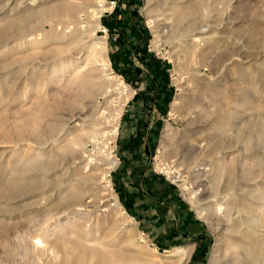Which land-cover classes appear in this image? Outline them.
Here are the masks:
<instances>
[{
	"label": "rangeland",
	"instance_id": "1",
	"mask_svg": "<svg viewBox=\"0 0 264 264\" xmlns=\"http://www.w3.org/2000/svg\"><path fill=\"white\" fill-rule=\"evenodd\" d=\"M126 2L0 0V26L24 19L36 37L0 44V126L12 131L40 100L60 103L46 106L40 125H31L34 137L0 132V180L15 175V162L67 149L50 173L37 175L56 185L0 201L13 209L0 212L8 225L0 237V264H248L247 231L264 243V0H204L198 8L200 0ZM69 4L79 8L68 16L44 13ZM124 5L132 6L130 13L118 10ZM201 36L208 38L197 40ZM95 43L102 48L98 60L85 67ZM133 60L152 71L143 73ZM82 78L92 81L89 93L78 85ZM158 81L166 88L165 105L152 116L150 143L141 158L134 150L125 161L122 140L137 121L130 102L138 88L148 91ZM224 114L229 121L215 128ZM214 159L223 168L218 188L231 181L217 196ZM108 160L115 161L110 170ZM135 160L168 181L199 220L203 234L195 249L165 248L143 213L133 212L128 191L139 188V175L127 170H135ZM103 170L109 171L106 189L99 180ZM80 182L82 199L55 213L54 203ZM50 243L59 246L57 256Z\"/></svg>",
	"mask_w": 264,
	"mask_h": 264
},
{
	"label": "bare ground",
	"instance_id": "2",
	"mask_svg": "<svg viewBox=\"0 0 264 264\" xmlns=\"http://www.w3.org/2000/svg\"><path fill=\"white\" fill-rule=\"evenodd\" d=\"M203 2H204V0H200V2L196 5V8L200 7ZM77 8H79V7H77V6L73 5V4L63 5V6L55 5V6H52V7H49V8H45L46 10L44 9L45 10L44 13H46L48 15H52V16H64V15L68 16L71 13H74L77 10ZM100 12L101 11H97V12H95L93 14V16H95V20L100 16ZM183 14H185V13H182L180 15V17L183 16ZM47 34L48 33H45V36H44L45 38L48 36ZM262 34H263L262 38L264 39V30H263ZM27 35L30 37V39H33V40L36 39V37H33V31L30 29V27H29V25L27 23V20L19 19L17 21H12V20L8 19L4 25L0 26V44L2 42L7 41L11 37H14V38H25V37H27ZM54 38H55V36H53L51 39H54ZM202 38H208V37L207 36L206 37H204V36L197 37V40L198 39H202ZM96 45H97V43H95V45H92L91 53L89 54V56L87 58V62L85 64V67L87 65H89V63L91 64L92 62H96L98 60V55H99L98 53H100L99 50L100 49L102 50V48L98 49V47H100V46L97 47ZM63 47H65V46H63ZM62 51L64 52L65 49L64 48H60L58 52H62ZM103 53H104V48H103V51H101V54H103ZM99 61H100V59H99ZM101 63H103L102 64L103 65V69L107 70L108 62H106L105 60L101 59ZM91 84H92L91 79L82 78L81 80L78 81V85L85 90V91H83V93H85V92L89 93L88 90H90L89 86H92ZM58 103L59 102H50L48 100H43V101L40 100L39 102H37L35 109L30 111V112H27L25 118L21 121L20 124L16 125L12 131L9 130V129H7L5 131L4 130L5 126L3 128L0 126V132H2L5 135V137H11V138H21L22 136L24 137L27 134H29V136L34 137L36 134L34 133V131H33L34 129L32 128L31 125H34V124L38 125L40 123L42 117L45 114L46 106H48L49 104L54 106V105H56ZM51 105L49 107H51ZM3 119L0 118V121L3 120ZM228 121H229V115H225L224 114L222 119H220V120L218 119V121H216V123H214V125H216L215 128L224 127V125ZM3 125H4V123H3ZM261 131H263L262 133H264V120L261 122ZM262 136H263V138H261V139H262L263 144H264V135H262ZM203 139H205V138H203ZM207 141H208V139H207ZM79 143H80V137L75 138V140L73 141L74 146L78 145ZM63 150L64 151H62L60 154H54V155L50 156L49 158H36L34 160L29 159V160H27L25 162H20V161L15 162L14 166H13V171L15 172L14 173L15 175L13 177H11V178L0 180V201L3 200V199H9L11 197H14L16 194L19 195V196H24L27 193H30L32 191L56 185V183L54 181H49V180H46L44 178L38 179L37 175L39 173L42 174V175H46V174L50 173L51 169H53L57 165L56 163L58 162L60 157L64 156V153L67 151V149H63ZM70 150H71V154H72L73 153V149H70ZM84 151H87V150H84ZM212 151H213V149L210 152H211L212 156L215 157L216 152H212ZM202 155H203V153H202ZM194 159H196V158H194ZM196 161L197 160H193V162H196ZM193 162H191V163H193ZM220 163L221 162H219L217 159H214V161H213L214 176H215V182L213 181V183H214L213 190L216 192V196L220 192L224 193L225 190L227 188H229L228 186L231 185L230 176H229V179H228V181H227V183L225 185V186H227V188L222 189V190L218 188V185H217V184H219V183H217V181L219 179L218 174H220L222 172V170H223L222 164H220ZM108 164L110 165L108 167V169L110 170V169H112L115 166V161L114 160H108ZM261 165L264 166V161L261 162ZM226 171L228 172V175H230L231 171L229 170V168ZM26 174H31V175L29 177H26L25 176ZM108 175H109V171L108 170H105V171L103 170L101 172V174L99 175L100 176L99 177L100 184H102V186L105 189L109 186ZM62 183L66 184L65 182H62ZM71 188H73V187L71 186ZM83 188H84V186L80 182V184L77 187H74V189L71 190L68 195L63 196V198H61L58 202L54 203L55 207H54L53 210L56 211L55 213L60 212L59 210H60V208L62 206H64V207L71 206V205L77 203L80 199H82V197H83ZM32 205L33 206L36 205L35 206V210H37V211H41L42 210L37 205L36 202H34ZM30 206L31 205H26L25 207H23V209L24 208H28ZM9 211H13V209L9 208V207H5L4 208V207H2L0 205V212H9ZM38 213H40V215L42 216L41 212H38ZM0 225L3 226V228L0 229V237H1L2 235H6L5 230L8 227V225L6 223H4V222H1V221H0ZM250 227L254 228V225H252V226L250 225ZM56 229H58V228H56ZM63 229L65 231L68 230V228H66V227H64ZM51 232L52 231H49V233L47 235L48 236L47 238L50 237ZM246 236H247V238L250 241L249 242L250 245L252 246V249L250 250L251 259H250V262L248 264H259L261 262H264V243L260 239L253 237V231L248 230ZM46 241L48 242V240H46ZM43 244L45 245V243H43L42 239H38L37 240V246L38 247L43 248ZM74 244L77 247H79L78 249H80V246H79L80 244L79 243H74ZM101 245H103V244H101ZM49 246L51 248H49L48 250H51V252H54L55 255L57 256L56 253H59L58 252L59 246H54L51 243L49 244ZM104 246H106V245H104ZM92 251L95 254H99V250L98 249H92ZM113 253L114 252H111L110 254L112 255ZM180 253H182L183 257L187 258L189 252H188L187 248H182Z\"/></svg>",
	"mask_w": 264,
	"mask_h": 264
},
{
	"label": "crops",
	"instance_id": "3",
	"mask_svg": "<svg viewBox=\"0 0 264 264\" xmlns=\"http://www.w3.org/2000/svg\"><path fill=\"white\" fill-rule=\"evenodd\" d=\"M117 8L118 10L122 8V13L124 12L125 14L130 13V10H132V6L128 5L118 6ZM133 63L144 69V65L135 63L134 60ZM143 73L148 72L144 69ZM149 76L152 77L153 75L150 74ZM154 78L157 77L154 76ZM160 84L161 81H158V85L155 84L150 89L146 87L148 91H141V87L138 88L136 96L130 102L131 110H135L134 119L137 121L136 123L134 122L131 133L122 140V155L125 161H131L129 152L133 154L134 150L135 154L141 158L143 147L150 143V137L153 135L152 130L156 123L152 116L153 114L157 116L159 110L165 105L166 88L161 87ZM147 108L152 109L151 117L146 114ZM132 144H134L133 149L130 146ZM133 166H135L134 171L127 170L129 174L139 175V178H136L139 188L132 189L134 190L133 194L132 191H128V197L134 200L131 207L133 212L138 217L142 216L141 213H143L144 217H142V220L149 224L150 230L154 232L165 248L174 247L173 245L175 244H183V246L190 245L195 249L197 237H201L203 229L199 220L192 215L191 209L176 195L174 189L170 190L171 185L168 181L160 176L150 175L145 165H136V160ZM136 199H139V201L137 200L136 202ZM134 205L139 206L140 210H136L137 208Z\"/></svg>",
	"mask_w": 264,
	"mask_h": 264
},
{
	"label": "trees",
	"instance_id": "4",
	"mask_svg": "<svg viewBox=\"0 0 264 264\" xmlns=\"http://www.w3.org/2000/svg\"><path fill=\"white\" fill-rule=\"evenodd\" d=\"M127 2V4H128V1L129 0H126ZM115 10V9H114ZM114 12V11H113ZM143 65H144V69H146V71L148 72V73H150L151 71H152V68H151V66L150 65H147L146 63H142ZM139 67V66H138Z\"/></svg>",
	"mask_w": 264,
	"mask_h": 264
}]
</instances>
